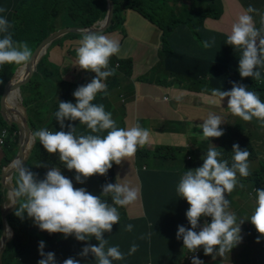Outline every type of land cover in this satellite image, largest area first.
Here are the masks:
<instances>
[{"label":"clouds","instance_id":"clouds-1","mask_svg":"<svg viewBox=\"0 0 264 264\" xmlns=\"http://www.w3.org/2000/svg\"><path fill=\"white\" fill-rule=\"evenodd\" d=\"M7 9L0 8V13ZM258 10L249 5L231 25L226 42L235 50H239V75L241 78L251 77L261 80V69H264V15H261L260 27L257 28L252 13ZM12 24L6 16H0V66L5 64L21 65L29 61L32 52L27 42L15 41L10 29ZM214 43V40H213ZM208 41L204 47H210ZM80 69L95 73L90 82L78 86L72 93L76 102L60 101L54 113L55 120L61 130L50 131L40 128L32 133L33 139L49 154H59V160L68 170H75V180L83 183L93 175H107L113 164L120 165L123 160L133 157L138 147H144L150 138L148 129L139 124L128 128H120L110 112L105 111L103 104H95L98 93L107 95L108 77L115 74V68L109 66L110 58L120 52L119 41L99 33H84L75 49ZM213 98L219 102L227 97V108L231 114L245 122L256 118L264 122V102L255 91H250L243 84L233 82L228 91L213 89ZM179 101L181 96H174ZM211 103H217L212 99ZM79 121L90 130L87 134H77L76 126L65 121ZM226 122L221 115L209 112L200 124L204 139L219 138L223 135L222 123ZM67 127V131L63 129ZM107 132L106 135L101 133ZM0 135L7 137L5 130ZM0 143L3 140L0 139ZM217 147H210L203 157L201 166L188 169L181 176L176 191L184 198L189 207L186 218L191 227L177 226L176 237H182L184 248L194 253L203 248L205 255L222 257L225 252L235 247L242 239L240 236L244 219L237 223L234 213L228 211L229 200L226 193H231L240 177L250 175L248 157L250 152L241 149L238 144L232 145V163L222 158L223 153ZM36 167H46L39 163ZM17 171L16 186L11 190L12 204H18L15 215L23 219L24 214L31 218L41 231L49 234L61 233L67 238L74 236L77 241H88L95 238L96 245L85 244L81 257L91 254L97 264H112L114 260H124L125 253L119 246H109L104 233L111 232L114 224H119L120 214L117 206H128L139 199L140 190L130 182L105 183L101 193L94 195L83 187H74L71 179L62 175L60 168L51 167L43 179L25 166L21 159L12 162ZM122 180V179H121ZM243 187V185H240ZM257 206L248 219L256 231L264 236V189L257 188ZM111 197V203L102 197ZM202 217H210L211 221L200 224ZM132 224L124 226L131 232ZM199 228V231L196 229ZM143 238V237H141ZM44 241L38 242V252L42 257L37 264H56L55 253L43 251ZM138 250L133 243L127 255ZM62 264H80V261L69 257ZM191 264H204L196 256H192Z\"/></svg>","mask_w":264,"mask_h":264},{"label":"trees","instance_id":"trees-1","mask_svg":"<svg viewBox=\"0 0 264 264\" xmlns=\"http://www.w3.org/2000/svg\"><path fill=\"white\" fill-rule=\"evenodd\" d=\"M65 0H0V8L7 9L6 12L0 13V16H6L9 22L12 24V38L16 37L19 40L27 41L31 45L32 50L50 33L57 30V26L50 22L44 25L47 18V12L51 13L50 18H55L58 12H63L62 27L77 26V27H89L97 21H101L105 18L108 11V0H73L72 6H66ZM114 5V14L110 26L104 30L103 33H111L113 35L116 30L123 27V10L126 7H139L144 1L147 2L152 9L150 13L145 12L144 9H138L142 12V15L149 19H155V23L166 31L174 28L177 29L176 33L183 34L182 38L177 41L181 43L176 47L167 48L165 65L170 75H175L178 78H183L185 75L193 82H200V79L210 77V86L219 87L221 91H228L232 88L233 82L243 84L250 91H255L262 102H264V69H261V80L256 81L251 77L241 78L239 75V56L241 52L235 50L232 46L228 48V58L223 61L209 60L203 58L204 53H199L195 48L199 46L201 39L208 31L209 22L207 16L210 15V10L214 7L210 5L218 6L221 0H200L206 4L200 7L197 3L198 0H190V5L187 4L184 7L185 15L184 20H178L179 14L175 9L165 11L158 5L159 0H112ZM164 1V0H163ZM162 1V2H163ZM191 3L193 4L191 6ZM206 5V6H205ZM209 5V6H207ZM55 7L54 12L49 11V8ZM191 7V8H190ZM10 11V12H9ZM214 17H219L218 13L213 14ZM172 17V23L167 25L168 19ZM198 18L196 22L194 19ZM260 20L255 22L256 27H260ZM234 23V22H233ZM75 33V34H74ZM84 32L76 34L71 32L65 34L64 38L70 35L79 36ZM224 35L227 33L224 31ZM80 35V36H82ZM198 36L192 44V39ZM61 38L53 41L51 44L61 43ZM164 42L168 39L163 37ZM202 40V41H203ZM183 44H186L183 45ZM163 47V50L166 49ZM195 49L194 54H190V50ZM49 51H47L48 53ZM69 53L74 51L68 50ZM46 53V54H47ZM46 54L42 57L38 63V67L31 79L20 87L21 95L23 98L22 105L27 109L28 113V125L31 130L38 131L40 128H47L50 131L61 130L59 123L55 120L54 113L58 110L60 101L76 102V99L72 97V92L75 87L84 85L91 81L95 76V73H91L87 82H75L70 81L62 77L60 72L61 65H58V73L50 70V67H57L56 64L47 60ZM118 58L122 63L124 69L129 72L132 66V59L123 58L118 54ZM216 65L218 68L216 69ZM17 69L16 64H5L0 66V133L7 131V137H2L3 143H0V148L3 150L4 159L0 163V175L4 167H7L13 159L16 157L18 151V127L14 123L9 125L8 121L4 120L1 114V96L4 92L6 84L11 80ZM121 64L118 69H115V73L122 70ZM209 72L213 74L209 75ZM49 75L57 77L58 81L47 82L45 78ZM61 86L64 89L62 98L58 101H54L52 98L45 97V93L49 92V89L53 86ZM212 93V90L209 91ZM13 95V91L9 98ZM104 102L105 96H101ZM99 102L98 96L93 103L105 104ZM108 112V109H105ZM46 113L48 116L46 117ZM77 129V134H87L90 130L86 125L78 124L74 125ZM118 127H120L117 124ZM121 128V127H120ZM240 129L242 126L238 123L235 125H228L224 135L220 140L227 139L229 141L228 146H224L223 149L217 146V150L223 153L222 158L229 161L231 165L232 145L238 144L241 149H247L248 147L252 151L250 156L256 158V153L249 144L248 136L243 134ZM67 131V127L63 129ZM16 134V135H14ZM102 135V133H101ZM181 150L180 147L174 145L158 144L153 145L152 150L147 149V146L142 148L138 147L135 153V163L138 166L139 174L143 182L141 189V197L146 210V216L140 219H131L128 217L124 206H117L120 214L119 224H114L112 228L114 230L104 233V238L108 239L109 246H119L121 252L125 253L124 260H114L112 264H191L187 259L186 263L183 262L184 255L187 249L183 246L182 237L177 239L176 232L177 227L171 234L172 223H178L182 225V222L186 218V210L189 205L184 198H179L178 201H171L168 199H157V190L155 187V179L163 178L170 179L172 174L170 171L179 168L181 174L188 169H194L196 164H199L202 160V153L198 152V149L194 150L189 148L187 150L184 159L179 157ZM185 149H182V152ZM186 151V150H185ZM184 151V152H185ZM32 155L25 166L29 167L31 171L37 173L41 179L46 170L51 167H58L64 172L67 178L71 179L74 187H83L88 192L99 195L101 193V186L105 183H113L115 176V164L107 172V175H93L85 180L83 183H78L75 180V170H68L64 167V164L59 160V154H49L42 145H40L38 138L36 139L35 146L32 150ZM190 156L191 158H188ZM174 162L178 163L180 167H177ZM39 163H45L46 167H36ZM170 163V164H167ZM259 168L254 171L256 182L254 186L259 185L264 189V161L258 160ZM184 172L182 174H184ZM18 174V173H17ZM16 174V175H17ZM248 177H240L237 173V180L247 179ZM16 186V183H14ZM239 195H243L242 190ZM237 191V192H238ZM7 189L4 188L0 181V240L2 236V216L1 209L4 204L7 203ZM111 203L110 195L108 197H102ZM18 207V206H17ZM156 209L158 218L154 219L152 210ZM16 210V209H15ZM15 210L8 214L7 222L13 230V236L11 241L6 245L3 256L2 264H37V261L42 257L38 252V242L44 241L45 247L43 251L45 253L51 251L55 253L56 264H62V261L66 258L72 257L80 261V264H97L95 258L89 254L87 257H81L78 255L85 244L96 245L98 242L95 238H91L88 241H77L74 236L69 235L67 238L61 233L49 234L46 231H41L33 220L24 214L23 219L17 217L14 213ZM203 218V217H202ZM121 222V223H120ZM132 224L134 227L131 232L125 231L124 226ZM177 225V226H178ZM184 227H191L186 220ZM197 230V229H196ZM249 230V229H248ZM252 235H258L255 227H251ZM43 232H46L44 234ZM143 237V238H141ZM262 239L264 236H257ZM135 243L138 245V250L132 254L127 255L130 246ZM200 250L202 249L199 248ZM253 264H257V258L253 259Z\"/></svg>","mask_w":264,"mask_h":264},{"label":"crops","instance_id":"crops-1","mask_svg":"<svg viewBox=\"0 0 264 264\" xmlns=\"http://www.w3.org/2000/svg\"><path fill=\"white\" fill-rule=\"evenodd\" d=\"M171 1L186 3V0ZM221 1L223 3H220L218 6L213 4L210 6L207 5L209 7H214V10L211 9L209 11L210 15L205 18L210 25L208 27V31L203 36L205 39H201V41H199V46L195 48L199 53L205 54L203 58L216 60V62L223 61L225 58L229 57L228 48L231 45L225 43L227 35L230 33L233 22H235L237 17L248 7L240 0ZM260 2L263 3L264 0H260ZM200 3H202V1H200ZM184 7L179 4H177L174 8L171 7L173 9H179L178 20H184ZM214 13H218L219 17H214ZM251 15L253 16L254 22H256L261 18V15H264V9L258 10L257 13H252ZM122 17L124 19V28H118L112 35V38L119 41L120 55L123 58L122 60L133 58V63L129 72L122 69L104 81L107 84V95L104 93H98L97 96L99 102H103V98L100 97L102 95L105 96L103 102L105 104V109H108V112L112 114V118L121 128H128L139 124L140 127L148 129L150 132L148 143L153 142V145H174L176 147H180L181 149L190 147L194 150L198 149V152L202 153V161L199 164H196L195 168L201 166L203 163V157L206 155L207 150L210 147L219 146L214 145L206 148L207 144L211 139L216 141L220 140L230 123L228 116L229 110L227 108L228 98H223L220 103L218 98L212 97L209 90L219 89V87L214 88L210 86L209 76L200 79V82H193L185 75L183 78L170 75L166 65L164 70L162 68L158 69L157 63L160 58V52L163 50L166 43L163 39L165 31H163V29L157 24L151 25L148 22L149 20H147L143 15H137L131 11H128L127 13L123 12ZM101 21H98V23ZM11 30L12 29H10V31ZM224 31L227 33L226 35L223 34ZM175 33L176 32H169L166 37L168 40L172 41L169 45L170 48L181 44L177 40L174 41V38H172ZM122 37L123 40H121ZM197 37L198 36H195L192 39V44H197L196 42H193ZM205 41H208L211 46L205 48ZM183 45L186 46V44ZM195 49L190 50V54L193 55ZM133 54L136 55V57H133ZM61 56L63 62L64 59H66V62L70 63L65 64L63 67V70L66 71L65 75H67L69 70L72 78H74L72 81L87 82L90 71L80 69L74 65L77 63L76 55L74 56V61L73 55L71 54H68L65 57L63 55ZM217 68L218 66L216 65V69ZM74 72L75 75L73 76ZM211 74L213 73L209 72V75ZM64 78L67 79L66 76H64ZM174 96H181L182 98L177 101L173 98ZM212 99H216L217 103H211ZM209 112L221 115L226 121L220 125V128L223 129V135L219 138L200 140V138L198 139L195 135L199 133L202 134L200 124H202L203 120L207 118ZM47 116L48 114L46 113V117ZM68 123L73 125L80 124L78 120H66L65 125ZM185 126H187V130L186 132H182V128ZM106 134L107 132L105 131L102 133V136ZM170 142H173V144ZM200 144L206 145L204 146V149L202 148V145L200 146ZM181 153L182 152H180V154ZM3 159L4 153L0 148V163L3 162ZM174 164L177 167H180L178 163L174 162ZM48 170H46V172ZM114 170L115 176L113 183L125 181L130 182L133 186L138 187L140 190L139 199L133 204L124 206L128 217L131 219H140L145 217L146 210L141 197L143 182L139 174L138 166L135 163V155L128 160H123L120 165L115 164ZM180 171L181 169L179 168L170 171L169 173H171L172 176L167 180L156 177L155 187L157 190V199L165 198L171 201L179 200L176 188L181 176L183 175L182 173L184 172L183 171L179 174ZM12 182L13 184L16 183L13 179ZM230 196L231 194H226V198H229ZM157 212L158 211H156V209L152 210L154 219L158 218ZM251 215L252 214L250 213L249 219ZM186 220L187 218H185L182 222L183 226L186 223ZM243 224L245 225V228L240 231L242 239L230 250L229 253L225 252L222 257L215 255L213 258V255H205L202 248L201 250L199 249L202 254L201 256H198V258L202 260L204 264H209V261H211L212 264H253L254 258H257V264H264V242L261 238L257 237L260 234L258 233L256 236L252 235L250 230L252 224L249 220L247 222L243 221ZM177 225L178 223H172L171 234L176 229ZM114 228H112L111 232ZM262 238L264 239V237Z\"/></svg>","mask_w":264,"mask_h":264},{"label":"rangeland","instance_id":"rangeland-1","mask_svg":"<svg viewBox=\"0 0 264 264\" xmlns=\"http://www.w3.org/2000/svg\"><path fill=\"white\" fill-rule=\"evenodd\" d=\"M162 1L163 0H159L158 5L160 7H162V9H164L165 11L170 10V9H173L177 4L181 5L182 7H184L186 4L188 6L190 5V3H189L190 0H186V3L172 2L171 0H164L163 2ZM177 1H184V0H177ZM240 1L243 2V3H245V6L252 5L257 10L264 9V2L261 3L260 0H240ZM64 3H65L66 6H72L73 5V0H65ZM197 3L199 4L200 7H203V4H206L204 2L200 3V0H198ZM221 3H223V2H221ZM192 5L193 4L191 3V6ZM171 7H173V8H171ZM141 8L144 9L145 12H147V13H150L152 11V9L149 7V5L147 4L146 1H144V3L141 6H139V7H136V8L135 7H132V8L131 7H126L125 9H122V10H123L124 13H127L128 11H131V12L137 14V15H142V12L138 10V9H141ZM55 10H56V8L54 6L51 7V8H49V11H51V12H54ZM175 10H176V13H177V11H179L178 8H176ZM177 14H179V13H177ZM50 15H51V13L50 12L49 13L47 12V14H46L47 18L45 20L44 25H47L50 22H52V23H54L57 26V30L58 29H62V28H67V27H64V25L62 27V23H63V12H58V14L55 16V18H50ZM155 19L156 18L149 19L148 22L151 25H156ZM197 20H198V18H195L194 22H196ZM172 22H173L172 21V17H170L168 19V21H167V25H170ZM68 27H71V26H68ZM169 32L174 33V32H176V29L171 28V29L167 30L166 31V34H165L166 37H167V35H168ZM67 34H69V33H67ZM76 34H79V33H76ZM99 34H102V33H99ZM80 35H82V34H80ZM80 35L79 36L70 35V36L65 37V39L64 38H61V41H60L61 43L53 44L50 48H47V51H49V52L48 53L46 52L47 53L46 54L47 60L50 61L51 63L56 64V66H57V67H52L51 66L50 67V70L53 71V72H55V73H58V65H61L62 67L60 68V72L62 74V77L63 76H66V78L69 79L70 81H72V79H74V78H72L69 70H68L67 75H65L66 71L63 70V67L65 66V64H70V63L66 62V59H64V57L66 55H68V54H71V55H73V61H74V56L76 55L75 49L79 46V41L82 38V36H80ZM103 35H107V36H109V37L112 38L111 33H103ZM182 36H183V34H181V33H179V34L175 33V35H173L172 38H174V41H176L179 38H182ZM147 37H148V35H147ZM13 40H15V41H22V40L17 39L16 37H14ZM121 40H123V37H122ZM24 42H27V41H24ZM171 43H172L171 40L166 41V43L164 45V46H166L165 47L166 49H164V50H162L160 52V58H159V61L157 63V68L158 69H161L162 68L164 70V67H165V59H166V55H167L166 54V52H167L166 50H167L168 46ZM27 44H28V42H27ZM28 47L31 49V52L32 53L36 49V47H35L32 50V47H31L30 44H28ZM68 50L74 51V53H69ZM67 52H68V54H67ZM61 55L64 56L63 59H64V62H66V63L63 62ZM118 57H119L118 55L112 56L110 58L109 66L111 68H116L114 62L116 60H118L119 61V64H121V67L124 69V67L122 66V63L120 62V60H119ZM133 57H136V55L133 54ZM118 61H116V62H118ZM113 63H114V65H113ZM119 66L117 67V69L119 68ZM23 67H24V64L17 65V68L19 70H21ZM76 67H78V66H76ZM24 72H27L26 71V68H24ZM91 73L94 74V72H91ZM22 75L23 74L18 71V73H17L18 79L22 78ZM74 75H75V72L73 73V76ZM45 81L52 82V81H58V79L54 75H49V76H47L45 78ZM75 89H76V87H75ZM65 91H64V89L61 86L59 87V86H56L55 85V86H53L52 88L49 89V92L47 94L45 93V97H43V98L45 99V101H47V98H49V97H50V99L52 98L54 101H57V100L59 101L62 98V95H63V93ZM17 92H18V97H17V102L18 103L16 105L18 106L19 110L23 114L24 113V107L22 106L23 98H22V95H21V91H18L17 90ZM72 97L75 99V97L73 95H72ZM228 116H229V119H230V121H229L230 122L229 123L230 125L233 126L234 124L236 125L238 123L239 125L242 126V129H240V131L243 134H245V135L248 136L249 144H250V146L253 148V150L256 153V158L254 159L252 157L248 161L250 175L248 176L247 179L239 180L238 183H237V185H236V187H235V189L230 193L231 196L229 198H227L229 200V202H230L228 210L236 215V217H237V223H239V221L241 219H244V221L247 222L248 219H249L250 213L253 214V211H254L255 207L257 206L256 189L257 188H262L260 185L258 187H255L254 186V181L256 182V177L254 175V171L259 168L258 160L260 159V160H263L264 161V122H262V121H260V120H258L256 118H253L251 122H245L240 117L231 114L230 111L228 112ZM19 121H20V119H19ZM184 125H186V124H184ZM182 130H183L182 132H186L187 126L183 127ZM199 134H197L195 136L198 139L200 138V140L204 139L202 137V134H200V136H199ZM166 137H167V135H166ZM170 143L173 144V142H170ZM228 144H229V141L227 139L217 140V141L214 140V139H211L210 142L207 144V146L205 144H200V146L202 145V148L204 149V146H206V148H207V147H210V146L219 145L223 149V147L224 146H228ZM145 146H147V149L152 150V148H153V142L147 143ZM188 149L189 148H186L185 149L186 151L184 150L185 152L184 151L182 152V149L180 150V152H182L179 155V157L181 159H184L185 158L184 155L186 156V153H187V150ZM177 151L179 152V150H177ZM248 151L250 153H252V151L250 150L249 147H248ZM61 173H62V175H64L65 177H67L63 172H61ZM44 175L45 174H43V177H44ZM43 177L41 179H43ZM17 178H18V174H17V176H15V175L13 176L14 182H16ZM7 184L8 185L11 184V179L8 180ZM240 185H243V187H241ZM238 190H242L243 195L240 196L239 195V192H241V191H238ZM240 227H241V230H242L243 228H245V225L242 223L240 225ZM11 233L12 232L9 231V235ZM43 233L46 234V232H43ZM201 254L202 253L199 252V256H201ZM183 262L186 263V256H184ZM208 263L209 264H212L211 261H209Z\"/></svg>","mask_w":264,"mask_h":264},{"label":"water","instance_id":"water-1","mask_svg":"<svg viewBox=\"0 0 264 264\" xmlns=\"http://www.w3.org/2000/svg\"><path fill=\"white\" fill-rule=\"evenodd\" d=\"M114 14V5L112 0H108V11L105 15V18L98 23H94L92 26L89 27H77L71 26L67 28L58 29L48 36H46L36 47L34 52L32 53L29 61L23 63L24 67L19 70L16 69L13 77L11 80L6 84L4 88V92L1 96V114L4 120L8 121V124H15L18 127V151L16 157L13 159H21L24 164L28 163L29 158L32 155L33 147L35 146L36 139L32 137V130L28 125V113L27 109L24 107V113L22 114L19 110L17 105H10L8 103V99L12 93V91L18 90L20 91V87L25 84L36 72L38 63L42 59V57L46 54L47 48L52 46V42L63 37L67 33L76 32V33H101L107 27L110 26L112 22ZM24 68H26L27 72H24ZM18 71L22 73V78L18 79L17 73ZM20 119V121H19ZM12 161V162H13ZM12 162L7 166L4 167L2 173L0 175V181L4 188L7 189V197L8 201L6 204L3 205L1 209V216H2V236L0 240V264H2V256L5 250L6 245L11 241L13 236V230L8 225L7 216L9 213L14 211L18 204H12V200L10 197L11 190L15 187L12 179L13 176L17 174V171L12 167ZM11 179V184L8 185V180ZM9 231L12 233L9 235Z\"/></svg>","mask_w":264,"mask_h":264},{"label":"built area","instance_id":"built-area-1","mask_svg":"<svg viewBox=\"0 0 264 264\" xmlns=\"http://www.w3.org/2000/svg\"><path fill=\"white\" fill-rule=\"evenodd\" d=\"M119 65H120L119 62H115V67H116L115 69H117V67H118ZM14 135H16V134H14ZM2 137H4V136H2ZM188 158H191V157L188 156ZM205 221L210 222V221H211V218H210V217H203V218H201V220H200V224L203 225V223H204ZM197 231H199V228H197ZM199 252H200L199 249H197L196 252H194V253H190V252L188 251V249H187V252L185 253L184 256H186V259L191 263L192 256H196V257H198V256H199ZM147 264H151V263H147Z\"/></svg>","mask_w":264,"mask_h":264},{"label":"bare ground","instance_id":"bare-ground-1","mask_svg":"<svg viewBox=\"0 0 264 264\" xmlns=\"http://www.w3.org/2000/svg\"><path fill=\"white\" fill-rule=\"evenodd\" d=\"M17 97H18V92L17 90L13 91V96L8 99V103L10 105H16L18 102H17Z\"/></svg>","mask_w":264,"mask_h":264}]
</instances>
